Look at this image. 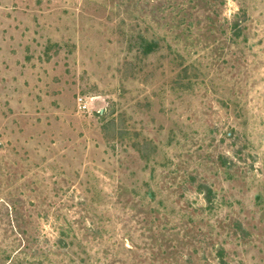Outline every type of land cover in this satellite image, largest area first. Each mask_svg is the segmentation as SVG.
<instances>
[{"label": "rangeland", "instance_id": "374dc122", "mask_svg": "<svg viewBox=\"0 0 264 264\" xmlns=\"http://www.w3.org/2000/svg\"><path fill=\"white\" fill-rule=\"evenodd\" d=\"M0 264H264V0H0Z\"/></svg>", "mask_w": 264, "mask_h": 264}, {"label": "trees", "instance_id": "16d2710c", "mask_svg": "<svg viewBox=\"0 0 264 264\" xmlns=\"http://www.w3.org/2000/svg\"><path fill=\"white\" fill-rule=\"evenodd\" d=\"M230 29H231L233 36L236 38H238L242 33V30H241V27L238 21L234 22ZM141 48H142V53L145 56H147L155 52L159 48V44L154 39L149 40L146 37L145 38L142 37L141 38Z\"/></svg>", "mask_w": 264, "mask_h": 264}, {"label": "built area", "instance_id": "2783aa9c", "mask_svg": "<svg viewBox=\"0 0 264 264\" xmlns=\"http://www.w3.org/2000/svg\"><path fill=\"white\" fill-rule=\"evenodd\" d=\"M80 100V99H79Z\"/></svg>", "mask_w": 264, "mask_h": 264}]
</instances>
